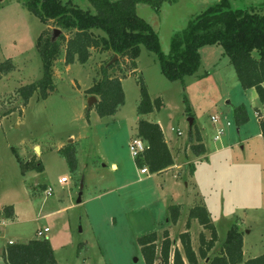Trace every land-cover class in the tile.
<instances>
[{
  "label": "rangeland",
  "instance_id": "rangeland-1",
  "mask_svg": "<svg viewBox=\"0 0 264 264\" xmlns=\"http://www.w3.org/2000/svg\"><path fill=\"white\" fill-rule=\"evenodd\" d=\"M71 1L94 10L88 0ZM216 1L172 0L159 11L140 4L137 13L154 28L161 49L168 53L175 33ZM230 1L236 12L264 14V0ZM25 2L0 0V63L11 59L15 65L0 78V208L13 204L18 214L2 225L5 237L27 242L37 237L38 229L48 227L44 237L51 242L58 264H146L138 237L156 231L154 264H162V234L168 230L175 242L172 263L174 249L182 251L178 239L182 232L190 231L196 252L200 233L207 239L211 236L195 219L187 227L188 211L196 201L209 210L218 235L209 258L221 251L234 222L244 233V258L263 254L264 141L258 135L256 116H264V108L242 88L223 47L205 45L197 74L171 81L161 72L157 55L141 45L136 72L126 59L108 70L120 77L125 103L114 115L101 117L96 103L87 108L90 95L86 89L101 77L102 66L113 58L111 53L92 49L85 64H66L63 46L54 65L55 90L45 99L36 92L24 105L17 89L37 82L43 74L37 39L43 30L52 35L55 28L29 12ZM61 31L70 37V32ZM139 79L151 98L160 97L164 103L147 117L162 125L180 168L141 174L144 164L131 155L129 144L139 117ZM238 106L248 114V121L239 126L234 116ZM214 115L219 116L216 125L223 129L219 140L215 139ZM190 132L202 134L206 154L200 158L190 151L189 159L185 155ZM64 146L75 151V169L59 152ZM12 148L24 159L35 154L44 171L23 174ZM187 160L192 163L185 172ZM61 177L64 182L58 181ZM48 187L53 189L51 195L44 193ZM172 204L181 205L176 223L168 221ZM0 264H5L1 257ZM197 264L208 262L199 258Z\"/></svg>",
  "mask_w": 264,
  "mask_h": 264
},
{
  "label": "trees",
  "instance_id": "trees-1",
  "mask_svg": "<svg viewBox=\"0 0 264 264\" xmlns=\"http://www.w3.org/2000/svg\"><path fill=\"white\" fill-rule=\"evenodd\" d=\"M91 9L82 8L71 0H26L29 12L35 15L43 24L53 23L55 28L70 32L61 33L52 40L50 31L43 30L36 43L37 50L43 62V74L40 80L17 89L24 105L38 92L45 99L55 90L54 65L63 53L66 64L79 62L85 64L91 50L101 53L110 52L111 57L118 55L114 64L102 66L101 77L95 79L86 89L88 95L98 96L94 105L99 116L114 115L125 103V93L120 77L108 72L114 66H120L121 60L130 62V69L136 72L137 57L141 45L154 52L159 60L161 72L171 81L183 80L185 76L198 72L201 66L200 48L205 45L218 44L224 49L235 68L238 80L243 89H255L258 100L264 107V14L255 12H236L230 0H219L208 6L198 15L189 20L186 28L172 37L170 50L165 53L160 46L159 37L154 28L144 18L138 15L137 5L147 4L159 11L162 4L172 0H88ZM101 30L103 34L97 31ZM15 65L11 59L0 63V78L12 71ZM119 70L120 67H118ZM140 100L137 105L139 116L160 110L163 101L160 97L151 98L143 80L139 79ZM236 124L242 125L248 121V114L243 106L234 109ZM259 127L264 141V116H260ZM189 134L190 148L194 155L201 156L206 148L199 132ZM136 136L141 137L147 147L141 157L135 160L148 167L151 173L161 172L174 163L172 154L165 140L163 130L158 122L139 118ZM13 153L23 174L30 170L43 172L44 166L35 154L24 159L15 148ZM59 152L66 158L72 169L76 168L75 151L70 146H64ZM193 173V169L190 171ZM168 221L176 223L181 214V205L172 204L168 207ZM6 218L14 216L13 205L3 206L0 210ZM197 222L206 230H210V238L200 233L198 252L192 246L190 231L182 232L178 239L182 245L174 249L171 263V249L175 245L168 230L162 234L160 255L162 264H197L198 259H206L208 264H264V253L244 259L243 231L237 222L231 224L221 251L209 258V252L214 248L218 235L211 220L209 210L204 204L196 203L188 211L187 227L191 220ZM158 234L156 231L138 237L146 264H154L157 251ZM184 254V255H183ZM186 259V261H185ZM5 264H58L49 239L32 238L27 242H17L9 245L4 256Z\"/></svg>",
  "mask_w": 264,
  "mask_h": 264
},
{
  "label": "built area",
  "instance_id": "built-area-1",
  "mask_svg": "<svg viewBox=\"0 0 264 264\" xmlns=\"http://www.w3.org/2000/svg\"><path fill=\"white\" fill-rule=\"evenodd\" d=\"M258 115V114H257ZM212 122L214 125H216L219 121V116L218 115H214L211 117ZM226 124L229 126L230 125V121H227ZM180 133V132H179ZM223 134V129L220 126L215 127V139L219 140L220 136ZM147 147L146 142L139 136H134L129 144V148H130V152L131 155L136 159L138 157H141L145 151ZM149 172V169L147 166H143L140 169V173L141 174H147ZM59 182H64L65 181V177H61L59 180ZM44 193L46 195H51L53 193V189L51 187H48L44 190ZM8 219L3 216L0 219V226H4L7 223ZM2 226V227H3ZM49 232V228L48 227H44L41 229L37 230L36 233V238H43L45 236V234ZM18 241L16 239L13 238H9L7 239L5 237L4 234H2L1 230H0V257L2 258V260L4 261V256L7 254V249L9 247V245L15 244Z\"/></svg>",
  "mask_w": 264,
  "mask_h": 264
},
{
  "label": "crops",
  "instance_id": "crops-1",
  "mask_svg": "<svg viewBox=\"0 0 264 264\" xmlns=\"http://www.w3.org/2000/svg\"><path fill=\"white\" fill-rule=\"evenodd\" d=\"M139 5L140 4H138L137 5V10H138V7H139ZM215 45H217V44H215ZM206 46H203V47H201L200 48V55H201V50L203 49V48H205ZM212 49H210V51H211ZM206 52H209V51H206ZM201 63H202V57H201ZM138 64V63H137ZM195 74H197V73H195ZM194 74V75H195ZM247 92H249V94H251V97H252V99H254V100H258V95H257V92L255 91V89H253V88H251V89H247L246 90ZM264 108V107H263ZM152 113V112H151ZM151 113H149V114H145V115H142V116H139L138 117V119L139 118H144V119H146V120H148V121H153V122H157V121H154V120H151V118H149V117H147L148 115H150ZM256 118H257V120H258V124H259V118H260V116L259 117H257L256 116ZM158 123H159V121H158ZM161 128H162V130H163V134H164V137H165V140H166V142H167V145H168V147H169V149H170V152H171V154H172V157H173V161H174V163H173V165L171 166L172 168H175V167H181L180 165H178V164H176V162H175V159H174V155H173V146L170 144V142H169V138L167 137V135H166V133H165V131H164V129H163V127H162V125H161ZM259 130H260V127H259ZM135 135H136V132H135ZM258 135L263 139V137H262V134H261V131H259V133H258ZM201 136H202V134H201ZM202 140H203V137H202ZM204 143V142H203ZM190 145H191V143H189L187 146H185L184 147V151H185V155H186V157H187V159H189V151L192 153V151H191V148H190ZM205 145V144H204ZM205 148H206V146H205ZM206 154V153H205ZM205 154H203V155H205ZM203 155H201V156H196V157H202ZM190 163H192V162H190L189 160H187V161H185V163H184V169H185V172L187 171L188 172V170H189V164ZM112 167H117V164L116 163H112ZM171 167H169L168 169H170ZM167 170V169H166ZM165 171V170H164ZM161 172H163V171H161ZM190 173V177L191 178H193V173L191 174V172H189ZM190 178V179H191ZM194 199H196V197L194 198ZM197 202L196 201H193V204L191 205V207L194 205V204H196ZM6 205H13V204H6ZM6 205H4V206H6ZM13 207H14V216L13 217H11V218H7L8 219V221L9 220H13L14 218H16L17 216H18V214H17V208H16V206L15 205H13ZM2 208H0V210H1ZM4 215L3 214H0V219L3 217ZM0 230H1V232H2V234H4L5 235V233H4V229H3V227H0ZM12 238V237H11ZM14 239V238H13ZM29 241V240H28ZM19 242V241H18ZM254 257V256H253ZM245 260L246 259H248V258H244Z\"/></svg>",
  "mask_w": 264,
  "mask_h": 264
},
{
  "label": "water",
  "instance_id": "water-1",
  "mask_svg": "<svg viewBox=\"0 0 264 264\" xmlns=\"http://www.w3.org/2000/svg\"><path fill=\"white\" fill-rule=\"evenodd\" d=\"M61 29L60 28H54L53 29V33H52V40L54 41V40H56L59 36H60V34H61ZM117 58H118V55H114L113 56V58L111 59V61L107 64V66H109V65H111L113 62H115L116 60H117ZM97 96H95V95H90L89 97H88V100H87V104H88V109H91L92 108V106H93V104H95L96 102H97ZM192 124H193V119L191 118L190 119V126H192ZM36 148V151H38L39 152V150H40V148H39V146H36L35 147ZM80 196H81V193H80ZM78 197V199H77V201L78 202H80L81 201V197ZM137 260V258H135L134 259V261H136Z\"/></svg>",
  "mask_w": 264,
  "mask_h": 264
}]
</instances>
